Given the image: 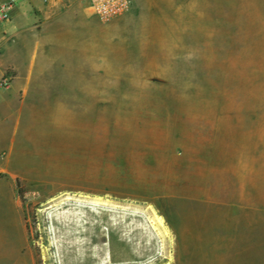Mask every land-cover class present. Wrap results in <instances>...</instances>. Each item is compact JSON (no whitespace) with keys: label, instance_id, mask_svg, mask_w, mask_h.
<instances>
[{"label":"rangeland","instance_id":"1","mask_svg":"<svg viewBox=\"0 0 264 264\" xmlns=\"http://www.w3.org/2000/svg\"><path fill=\"white\" fill-rule=\"evenodd\" d=\"M255 1L132 0L120 20L45 35V55L24 44L0 130L41 264H173L171 224L196 198L234 183L264 195Z\"/></svg>","mask_w":264,"mask_h":264},{"label":"crops","instance_id":"2","mask_svg":"<svg viewBox=\"0 0 264 264\" xmlns=\"http://www.w3.org/2000/svg\"><path fill=\"white\" fill-rule=\"evenodd\" d=\"M29 10L36 20L31 26L25 21ZM92 21L87 0H51L47 4L23 0L20 7L13 8L10 20L0 25V77L8 68L21 67V51L32 37L45 55V35L60 38L69 35L72 28L78 32L80 26ZM17 36H21L23 46L13 48L9 42ZM6 136L0 130V264H34L15 177L9 171L6 155L13 146L12 140ZM244 191L246 188L236 183L228 184L223 195L198 197L197 205L189 212L176 216L171 224L173 264H264L263 189L255 184L249 194Z\"/></svg>","mask_w":264,"mask_h":264},{"label":"built area","instance_id":"3","mask_svg":"<svg viewBox=\"0 0 264 264\" xmlns=\"http://www.w3.org/2000/svg\"><path fill=\"white\" fill-rule=\"evenodd\" d=\"M47 4L51 0H41ZM17 0H0V25L10 20L11 12ZM132 0H87V13L104 22H113L125 17L132 9ZM11 77H0V89L9 87Z\"/></svg>","mask_w":264,"mask_h":264},{"label":"trees","instance_id":"4","mask_svg":"<svg viewBox=\"0 0 264 264\" xmlns=\"http://www.w3.org/2000/svg\"><path fill=\"white\" fill-rule=\"evenodd\" d=\"M19 192V196L21 197V192L20 191H18ZM23 202V201H22ZM34 210H33V214H34ZM33 219H34V215H33ZM26 229L28 230V232H29V228H28V226H26ZM37 235H35V236H33L32 237V239H31V241H36L37 242ZM38 254H39V251H38V249H36V248H34L33 249V257H34V264H41L42 263V261L40 260V258H38Z\"/></svg>","mask_w":264,"mask_h":264}]
</instances>
